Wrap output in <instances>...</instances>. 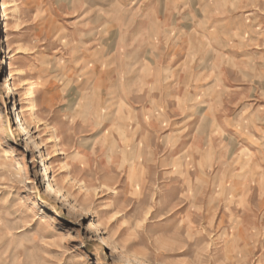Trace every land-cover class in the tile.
Instances as JSON below:
<instances>
[{
  "label": "clouds",
  "instance_id": "obj_1",
  "mask_svg": "<svg viewBox=\"0 0 264 264\" xmlns=\"http://www.w3.org/2000/svg\"><path fill=\"white\" fill-rule=\"evenodd\" d=\"M0 20V192L27 193L0 197V264H88L93 242L264 264V0H0Z\"/></svg>",
  "mask_w": 264,
  "mask_h": 264
},
{
  "label": "rangeland",
  "instance_id": "obj_2",
  "mask_svg": "<svg viewBox=\"0 0 264 264\" xmlns=\"http://www.w3.org/2000/svg\"><path fill=\"white\" fill-rule=\"evenodd\" d=\"M6 21L0 20V34H6L4 32V25ZM43 151V149H42ZM39 186V184L37 185ZM41 192H43V189H41ZM17 195L24 196L27 195V193L20 192L19 189H13L11 192L9 190L5 189L3 192H0V197H5L9 199V202H11L12 198H15ZM42 203V207L45 209V211L51 216L56 224H60L61 222L65 223V225L71 224L72 222L67 219V210H64V215H57V213L60 211V204L57 202L55 205H49L47 203ZM154 215V212L152 209H149L147 213H145V222L152 219V216ZM89 217L82 218L81 224H83ZM83 235V233H81ZM78 243V242H74ZM83 252L86 253L88 258V264H105L106 258L107 264H111L110 261V254L111 249L107 246H100L98 242H93L86 244L84 248L82 249ZM170 255L175 257H180L184 255L183 253H170Z\"/></svg>",
  "mask_w": 264,
  "mask_h": 264
}]
</instances>
